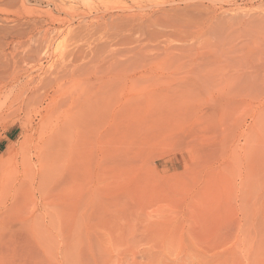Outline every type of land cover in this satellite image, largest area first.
<instances>
[{
	"label": "rangeland",
	"instance_id": "374dc122",
	"mask_svg": "<svg viewBox=\"0 0 264 264\" xmlns=\"http://www.w3.org/2000/svg\"><path fill=\"white\" fill-rule=\"evenodd\" d=\"M53 1L0 0V264H264V0Z\"/></svg>",
	"mask_w": 264,
	"mask_h": 264
},
{
	"label": "bare ground",
	"instance_id": "6f19581e",
	"mask_svg": "<svg viewBox=\"0 0 264 264\" xmlns=\"http://www.w3.org/2000/svg\"><path fill=\"white\" fill-rule=\"evenodd\" d=\"M54 1H55V0H54ZM54 1H53V3H54ZM152 1H153V0H152ZM155 1H157V0H155ZM160 1H162V0H160ZM56 2H57V1H55V4H58V5H56V6H57V8H58L59 10H61L63 7H64V9H65V6L61 7V6H62L61 3H60V6H59V3H58V2L56 3ZM149 2H150V1H149ZM147 3H148V2H147ZM63 5H64V4H63ZM157 5H158V4H157ZM53 6H55V5H53ZM156 7H157V6H156ZM54 8L56 9V7H54ZM121 9H122V8H121ZM144 9H145V8H144ZM165 9H166V8H165ZM56 10H57V9H56ZM66 10H67V9H66ZM66 10H64V11H66ZM176 10H177V9H176ZM57 11H58V10H57ZM62 11H63V10H62ZM62 11H60V12H62ZM131 11H132V10H131ZM140 12H141V11H140ZM65 13H66V12H65ZM142 13H143V12H142ZM142 13H141V14H142ZM158 13H159V12H158ZM139 14H140V13H139ZM143 14H144V13H143ZM104 16H105V15H104ZM141 16H142V15H141ZM144 16H145V15H144ZM155 16H156V15H155ZM110 17H112V19H113L114 15H111ZM118 17H119V16H118ZM5 18H6V17H4V18H1V17H0L1 21L4 20L3 23L6 21ZM21 18H22V17H21ZM125 18H126V17H125ZM130 18H131V17H130ZM136 18L138 19V17H136ZM136 18H135V20H136ZM140 18H141V17H140ZM34 19H35V18H34ZM123 19H124V18H123ZM123 19H121V20H122L123 22H125V20H123ZM131 19H132V18H131ZM146 19H147V17H146ZM146 19H145V20H146ZM148 19H149V18H148ZM156 19H157V18H156ZM12 20H13V19H12ZM18 20H19V19H18ZM35 20H37V19H35ZM35 20H33V22H34ZM116 20H117V19H116ZM121 20H119V21H121ZM126 20L128 21V19H126ZM138 20H139V19H138ZM149 20H150V19H149ZM7 21H9V20H7ZM7 21H6V22H7ZM10 21H11V19H10ZM20 21H21V20H20ZM26 21H27V20H26ZM29 21H30V20H29ZM29 21H28V24H29V26H30V22H29ZM31 21H32V20H31ZM53 21H54V20H53ZM104 21H105V20H104ZM132 21H134V18L132 19ZM132 21H131V22L129 21V22L132 23ZM147 21H148V20H147ZM157 21H159V20H157ZM168 21H169V20H168ZM177 21H178V20H177ZM12 22H13V21H12ZM15 22H16V24H17V22H19V21H16V20H15ZM39 22H41V21H39ZM39 22L37 21V23H39ZM42 22H43V23H41V24H39V25L36 23L37 26H38V27H39V26L41 27V25L44 24V21H42ZM92 22H93V21H92ZM99 22H100V21H99ZM142 22H143V21H142ZM142 22L140 23V25L142 24ZM149 22H150V21H149ZM7 23H9V22H7ZM24 23H25V22H24ZM34 23H35V22H34ZM34 23L30 26V27H31V28H30V29H31V32H32V31L34 32V30H35L34 27H33L34 30L32 29V26H35V27H36V25H35ZM101 23H102V22H101ZM110 23H111V22H110ZM133 23H134V22H133ZM143 23H144V22H143ZM176 23H178V22H176ZM22 24H23V23H22ZM28 24H27V25H28ZM104 24H105V23H104ZM107 24H108V23H107ZM113 24H114V23H113ZM155 24H156V23H155ZM163 24H164V23H163ZM173 24H174V23H173ZM20 25H21V24H20ZM24 25H26V23H25ZM24 25H23V26H24ZM136 25H138V24H136ZM44 26H45V25H44ZM142 26H143V25H142ZM154 26H155V25H154ZM182 26H183V25H182ZM40 27H39V28H40ZM123 27H124V26H123ZM140 27H141V26H140ZM143 27H144V26H143ZM159 27H160V26H159ZM13 28H14V27H13ZM171 28H172V27H171ZM177 28H178V27H177ZM16 29H17V28H16ZM24 29H25V28H24ZM27 29H28V30H27ZM30 29H29L28 26H27L26 29H25V30H27V31H24V35L27 34V33H25V32H28V33H29V32H30ZM37 29H38V28H37ZM41 29H42V28H41ZM41 29H40V30H41ZM48 29H50V27H49ZM48 29H46V30H48ZM50 30H51V29H50ZM50 30H49V31H50ZM147 31H148V30H147ZM154 31H155V30H154ZM160 31H162V29H161ZM4 32H5V31H4ZM31 32H30V33H31ZM36 32H37V30H36ZM45 32H47V34H48V31H45ZM45 32H44V34H45ZM151 32H152V31H151ZM177 32H178V30H177ZM49 33H50V32H49ZM157 33H158V32H157ZM21 34L23 35V33H21ZM21 34L19 33V35H21ZM47 34L44 35V36L46 37V39H45V37L42 36L43 39L46 40V42H47V41H50V39H52V38L49 39V36H47ZM149 34H150V33H149ZM160 34H162V33H160ZM28 35H30V34H28ZM28 35H27V36H28ZM162 35H163V34H162ZM27 36H26L25 38H27ZM16 37H17V36H16ZM20 37H21V36H20ZM22 37H23V36H22ZM42 37H41V38H42ZM152 38H154V37H152ZM19 39H20V38H19ZM43 39H42V40H43ZM128 39H129V38H128ZM17 40H18V38H17ZM14 42H15V40H14ZM20 42H21V41H20ZM42 42H43V41H42ZM42 42H41V43H42ZM46 42L44 41L43 43H46ZM11 43H12V42H11ZM17 43L19 44V42H17ZM43 43H42V44H43ZM48 43H49V42H48ZM48 43H46L47 46H46V45H42V46H40L41 44H40V45L38 44L39 46H38L37 50L35 49V50H33V51H30V52H31V53H30L31 56H30L29 58H33V57H35V56H34L35 54H37L38 56H41V55H40L41 53L46 52V51L48 52L47 47L49 48V47L51 46V44H48ZM51 43H52V40H51ZM130 43H131V42H130ZM8 44H9V43H8ZM49 45H50V46H49ZM44 46H45L46 48H45ZM141 46H142V45H141ZM143 46H144V45H143ZM46 49H47V50H46ZM140 49H141V48H140ZM44 50H46V51H44ZM132 50H133V49H132ZM134 50H136V49H134ZM134 50H133V51H134ZM143 50H144V48H143ZM139 51H140V50H139ZM144 51H145V50H144ZM47 52H46V53H47ZM70 52H71V51H70ZM145 52H146V51H145ZM48 53H49V52H48ZM68 53H69V52H68ZM72 53H73V52H72ZM43 54H45V53H43ZM70 55H71V54H70ZM74 55H75V54H74ZM67 58H68V55H67ZM75 63H76V62H75ZM66 66H67V69H66V67H65V65H64L65 68L62 67L61 71H62V70L65 71V74H66V70H69V73H68V74H70V69H68V68L71 67V66H69V67H68V65H66ZM148 67H149V66H148ZM63 68H64V69H63ZM41 69H42V68H41ZM41 69H40V70H41ZM65 69H66V70H65ZM142 69H143V68H142ZM43 70H44V72H45V71L48 70V69H46V70L43 69ZM57 70H58V68H57ZM50 71H51V70H50ZM50 71H47V72L49 73ZM61 71H60V72H61ZM63 71H62V73H63ZM74 71H75V70H74ZM74 71H73V73H74ZM47 72H46V73H47ZM52 72H53L52 74L56 73V72H54V71H52ZM46 73H43V72H42V73H41V76L44 77L43 74H46ZM50 74H51V72H50ZM50 74L47 75L48 77L45 76V77H44L45 79L43 78V80H44V81H45V80L47 81L46 78L49 79V75H50ZM63 74H64V73H63ZM61 75H62V74H61ZM61 75H60V73H58V77H57V78L59 79V76L61 77ZM74 76H76V75H74ZM141 76H142V74H141ZM144 76H145V75H144ZM144 76H142L143 79H144ZM63 77H64V76L62 75L61 78H63ZM32 78H33V77H32ZM32 78L29 80V82H30L31 80H33ZM39 79H41V78H39ZM64 79H65V78H64ZM67 79H68V78H67ZM41 80H42V79H41ZM41 80H39L40 84L43 83V80H42V81H41ZM49 80H53V79H49ZM62 80H63V79H61L60 81H62ZM34 81H35V80H34ZM57 81H58V80H57ZM0 82H1V81H0ZM35 82L37 83V80H36ZM35 82H33L34 86H36V85L38 86L39 83L35 85ZM47 82H49V81H47ZM55 82H56V81L51 82L50 84H49V83H47V84H49L48 86H51V84H55ZM1 83H2V82H1ZM31 83H32V82H31ZM57 83L60 84L59 81H58ZM29 84H30V83H29ZM47 84H46V85H47ZM4 85L6 86V84H4ZM4 85H3V83H2V87H3ZM46 85H43V86L41 85L40 88H41V87H43V88H44V87L47 88L48 86H46ZM57 85H58V84H57ZM60 85H61V84H60ZM60 85H59V86H60ZM37 86H36V87H37ZM136 86H137V85H136ZM2 87H0V90L2 89ZM61 87L64 88V87H65V84H64L63 86H60V88H61ZM124 87H125V86H124ZM5 88H6V87H5ZM34 88H35V87H34ZM40 88L38 87L37 89L39 90ZM60 88H58V89L61 91L62 89H60ZM127 88H128V86H127ZM136 88H137V87H136ZM21 89H22V88H21ZM25 89H26V88H25ZM25 89H24V90H25ZM41 89H42V88H41ZM28 90H29V89H28ZM28 90H27V91H28ZM30 90H31V89H30ZM59 90H58V91H59ZM20 91L25 92L26 90H25V91L20 90ZM40 91H41V90H39V92H40ZM36 92H37V91H36ZM39 92L36 93V95H37V94L39 95ZM20 93H21V92H20ZM26 93H27V92H26ZM26 93H21V94H20L21 96H20L19 93H18V95H17L16 97H14V98L12 99V101H10L11 104L14 105V104H16V103H19V101L22 99V96H23L24 94H26ZM31 93H32V92H31ZM34 93H35V92H34ZM22 94H23V95H22ZM40 94H41V93H40ZM32 95H34V94H32ZM42 96H43V95H41V97H42ZM37 97H38V96H37ZM37 97H36L35 99H38ZM41 97H40V98H41ZM28 98H29V96H28ZM28 98H27V99H28ZM32 98H33V97H32ZM32 98H29V99H32ZM29 99H28V100H29ZM22 100H23V99H22ZM33 100H34V99H33ZM40 100H41V99H40ZM40 100H38V101H40ZM4 101H5V100H4ZM24 101H26V100H24ZM29 101H31V100H29ZM20 102H21V101H20ZM36 102H37V101H35V103H34L35 105H37V103H41V101H40V102H37V103H36ZM23 103H24V102H23ZM23 103H22V104H23ZM30 103L32 104V102H29L28 104H30ZM9 104H10V103H9ZM24 104H25V103H24ZM31 104H30V105H31ZM34 104H33V105H34ZM2 105H3V104H2ZM16 105H17V104H16ZM19 105H20V104H19ZM25 106L27 107V105H25ZM9 107H10V106H9ZM12 107H13V106H12ZM33 107H34V106H33ZM14 108H15V107H14ZM18 108H19V107H18ZM27 109H28V108H27ZM14 110H15V109H14ZM19 110H21V108H20ZM25 111H26V110H25ZM28 111H29V110H27V112H28ZM10 112H12V111H10ZM18 112H19V111H18ZM7 113H8V112H7ZM16 113H17V112H16ZM10 114H11V113H10ZM14 114H15V113H14ZM29 114H30V112H28V115H29ZM6 116H7V115H6ZM8 116H9V115H8ZM130 121H131V119H130V115H129V112H127V113L125 114V116L122 118L121 122H124V124H125V123L128 124ZM126 126H127V125H126ZM63 127H66V124H65V126L63 125Z\"/></svg>",
	"mask_w": 264,
	"mask_h": 264
}]
</instances>
